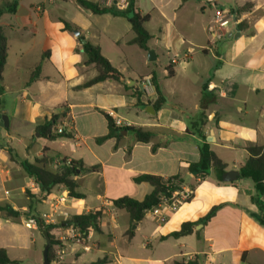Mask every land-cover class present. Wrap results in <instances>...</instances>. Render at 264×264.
<instances>
[{"label": "crops", "instance_id": "crops-1", "mask_svg": "<svg viewBox=\"0 0 264 264\" xmlns=\"http://www.w3.org/2000/svg\"><path fill=\"white\" fill-rule=\"evenodd\" d=\"M14 1L0 0V6ZM88 1L110 6L104 0ZM17 2L14 13L0 18L8 44L0 113L10 123L0 127V204L20 214L14 219L0 212V249L9 259L25 264L22 251L46 244L40 229L24 226V217L49 213L50 199L67 195L72 216L101 213L100 231L88 234L89 251L70 246L63 261L57 263L54 254L50 264H174L195 259L199 264H264V226L252 201L254 182L240 176L220 183L212 172L197 184L189 169L199 162L204 142L226 166L224 171L239 173L250 157L248 148H264V0H226L222 5L219 0H137L140 13L150 17L148 51L132 42L135 33L123 16L95 14L77 0ZM246 4L251 8L239 17L231 13ZM207 7L214 9V18H205ZM217 8L230 12L228 28L217 27ZM64 22L77 26L80 38ZM81 38L99 47L125 82L106 80L80 89L98 74L93 64H86ZM142 80L150 84L144 88ZM159 95L165 101L156 109ZM111 112L152 133L150 142H138L127 130L98 142L109 133L106 115ZM53 116L74 131L72 139L50 141L37 135L38 125ZM6 147L31 163L48 157L52 169L67 158L98 170L77 177L84 198H71L56 186L46 200L36 202L39 186ZM144 174L178 177L185 190L195 185L193 198L176 210L164 207L160 216L146 213L132 224L129 213L114 201L144 200L154 189L136 181ZM218 205L215 217L197 225L193 234L167 238Z\"/></svg>", "mask_w": 264, "mask_h": 264}, {"label": "trees", "instance_id": "trees-1", "mask_svg": "<svg viewBox=\"0 0 264 264\" xmlns=\"http://www.w3.org/2000/svg\"><path fill=\"white\" fill-rule=\"evenodd\" d=\"M78 4L87 10L95 14H112L114 16H123L129 20L132 25V29L135 33L133 43L138 45L142 50L148 51V42L151 39V35L146 28V24L149 22V15H142L137 7V0H126V7L124 9L118 8L115 4L112 6H103L98 3H94L88 0H77ZM18 2L15 0L11 5L7 7L0 6V18L5 13H14L16 11ZM251 8L250 4L231 10V13L235 17H239L242 13L247 12ZM64 28L72 31L79 29L77 26L64 22ZM83 50L87 56V65L93 64L98 72L97 76L80 86L79 88H86L100 83L106 80L120 81L122 74L116 69L110 61L102 55L101 49L92 45L90 42L83 44ZM8 58V44L4 34L0 31V95L4 92L3 87V74L7 64ZM167 76H172L169 72ZM40 72V67L34 72L31 81H34ZM156 89L158 90L156 81L153 80ZM159 91V90H158ZM165 99L162 95H159V99L154 104L157 109L163 105ZM109 122V133L99 138L98 142H103L106 139L113 137H120L123 130L132 132L137 141L141 143H148L152 139V133L145 131L141 127H116L114 120L111 116L106 115ZM62 129L60 133L59 130ZM37 132L41 138L54 141L59 139H72L74 137V131L68 126H64L60 121V116H53L50 120H44L37 127ZM200 137H203L199 133ZM6 151L9 153L12 160L19 163L27 175L34 179L36 184L41 190V194L34 198L36 202H41L47 199V196L51 193L52 189L56 186L63 187L71 198L82 199L84 194L78 191L79 184L77 177L91 173L98 170L97 166L86 167L81 161L69 160L64 158L60 161L59 166L56 169H52L50 165V159L43 157L36 159L34 163L29 160H20L15 151L6 147ZM47 151V149H46ZM250 153L249 159L245 165L240 168V176L244 179H251L255 185V195L252 196V201L256 204L260 210V216L258 218L260 224L264 226V148L262 147H250L248 148ZM200 160L197 163L190 164L189 169L197 176L196 183L203 181L209 174L215 172V178L218 182L221 181V174L224 172L226 166L216 156V154L210 149L209 145L204 142L200 146ZM199 179V180H198ZM137 182H147L153 186V191L145 197L144 200L138 201L130 197H122L114 201L116 208L125 210L129 213L132 224H137L142 221L146 213L153 208L157 207L163 200V198L171 199L175 192L182 191V181L178 177L162 178L160 176L144 174L136 178ZM191 195L187 197L184 202H190L193 198L195 185L191 187ZM31 207V206H30ZM221 205L214 206L203 218L197 222H185L182 224L180 230L171 233L167 238H181L187 235H191L195 231V227L199 224L206 225L217 214ZM0 212L5 213L8 217L17 219L20 214L9 204H0ZM100 212H89L87 214L73 215L69 223L77 225L85 234H90L92 231H100ZM39 229L41 231H48L52 241V246L48 252V261L50 262L55 254V237L52 235L54 229L53 226L46 225L44 222L39 223ZM242 262H246L245 255L242 256ZM0 264H18L17 261H12L7 256L4 249H0ZM174 264H199L198 261L191 260L188 262L177 261Z\"/></svg>", "mask_w": 264, "mask_h": 264}, {"label": "built area", "instance_id": "built-area-1", "mask_svg": "<svg viewBox=\"0 0 264 264\" xmlns=\"http://www.w3.org/2000/svg\"><path fill=\"white\" fill-rule=\"evenodd\" d=\"M105 3L112 6L115 4L118 8L124 9L126 7V0H104ZM232 16L229 11L223 9L215 10V23L219 29L228 28L232 22ZM172 63H176V59H172ZM142 87H147L148 82L142 80ZM113 118L116 127H132L130 122H125L119 117H116L114 112L110 113ZM62 132V129L59 130ZM199 180V179H198ZM191 190H185L182 186L181 192H175L171 199L163 198L162 202L152 210L151 214L155 216H160L161 211L164 207H171L172 210H176L181 204L185 203L184 200L191 195ZM67 195H60L50 199V211L49 213H44L41 216L26 215L24 217L23 224L27 229L37 230L39 229V223L44 222L46 225L53 226L54 229L52 234L55 237L56 242V262L60 263L63 261L64 257L67 255L68 247L77 246L84 252L90 250V246L87 244L88 234H85L77 225L74 223H69L72 215L69 213L66 207ZM165 217L161 216L160 222H164Z\"/></svg>", "mask_w": 264, "mask_h": 264}, {"label": "water", "instance_id": "water-1", "mask_svg": "<svg viewBox=\"0 0 264 264\" xmlns=\"http://www.w3.org/2000/svg\"><path fill=\"white\" fill-rule=\"evenodd\" d=\"M73 33L75 34V36L77 38H80L81 36V32L79 30H74ZM232 35V34H231ZM82 43H85L86 41L81 38ZM149 54H152V52H150ZM120 79L125 82L124 78L120 77ZM130 86H134L135 85V89L139 90V86H137V83L135 81H130L128 83ZM149 109H151V112L154 114V109L152 106H148ZM9 117L5 112H1L0 113V127L2 128H8L9 127ZM124 133H126V131H124ZM39 136V134H37ZM240 178V173L236 170H231V171H224L221 174V181L224 183H229V182H234L236 180H238ZM41 223V221H40ZM45 239H46V246L44 248V264H50V262L48 261V252L49 249L52 246V241L51 238L49 236L48 231H42Z\"/></svg>", "mask_w": 264, "mask_h": 264}, {"label": "rangeland", "instance_id": "rangeland-1", "mask_svg": "<svg viewBox=\"0 0 264 264\" xmlns=\"http://www.w3.org/2000/svg\"><path fill=\"white\" fill-rule=\"evenodd\" d=\"M224 2H226V0H219V4L218 5H222ZM201 14V11H200ZM26 17L24 15H20L19 18L20 19H24V21H26ZM206 19H212L214 18V9L213 8H209L207 7V13L205 15ZM215 26V24L213 25ZM4 214V213H3ZM134 227V225H133ZM40 232H42L40 230ZM44 243H41V245L37 246L36 250H31V251H22V254L24 255L25 258V264H36V260L39 261L40 263H44V248H45Z\"/></svg>", "mask_w": 264, "mask_h": 264}]
</instances>
